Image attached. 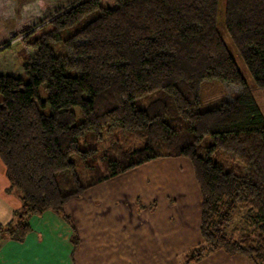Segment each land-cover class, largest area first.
Here are the masks:
<instances>
[{"label": "trees", "instance_id": "trees-1", "mask_svg": "<svg viewBox=\"0 0 264 264\" xmlns=\"http://www.w3.org/2000/svg\"><path fill=\"white\" fill-rule=\"evenodd\" d=\"M38 14L19 33L0 31V160L6 192L20 200L1 239L24 241L31 218L51 211L77 249L66 204L154 161L186 158L202 242L182 264L218 250L264 264V113L219 28L264 94V0H73ZM16 44L15 69L6 61ZM206 80L240 92L203 109Z\"/></svg>", "mask_w": 264, "mask_h": 264}, {"label": "crops", "instance_id": "crops-1", "mask_svg": "<svg viewBox=\"0 0 264 264\" xmlns=\"http://www.w3.org/2000/svg\"><path fill=\"white\" fill-rule=\"evenodd\" d=\"M23 12L18 22L9 28L2 25L4 30L11 34L19 33L22 19H28L25 15L26 9H23ZM3 24L6 25V21H3ZM16 45H20L21 49L23 47L21 44ZM130 172L90 189L84 194L85 197L74 199L65 205L64 208L72 204V211L78 214L77 211L83 207L94 210L95 205L99 204L98 200L103 202V205L95 211L96 215L92 211L95 217H91L88 213L86 218L76 220L75 225L73 224L80 238L77 249L72 243V227L49 211L48 214L52 215L49 217L50 220L43 221L44 224L49 225L38 235H34L35 231L32 230L24 241V245H29L23 247L21 252L15 250L22 245L13 240L0 245V264H13L11 257H16L18 254L20 258L30 259L29 263L19 260V264H182L180 259L202 242L198 233L195 235L192 233L193 221L189 218V212L186 213L187 210L183 207L185 219H176L179 214L175 212L176 207L170 204L169 198V202L164 204H159L157 199L153 201L151 198L149 199L152 200L149 201L151 203H144L142 198L135 195L134 190L131 192L123 185L122 176ZM99 186L101 189L94 192ZM75 202L83 203L78 209L73 210ZM14 210L15 207L0 197L1 224L6 225L12 220ZM200 214L201 210L198 215L199 221L196 219L197 229L200 226ZM34 217L30 220L32 229L31 221L35 219ZM197 232L200 234L199 230ZM42 253L45 257L41 256ZM190 264L252 263L245 257L228 256L222 250H218Z\"/></svg>", "mask_w": 264, "mask_h": 264}, {"label": "rangeland", "instance_id": "rangeland-1", "mask_svg": "<svg viewBox=\"0 0 264 264\" xmlns=\"http://www.w3.org/2000/svg\"><path fill=\"white\" fill-rule=\"evenodd\" d=\"M69 1H73V0H13V1L12 0H0V31H1V28H3L2 25L9 28L12 24H15V22L17 23L18 20L20 19V14L24 13L23 9H26L25 15L28 16V19L23 18L21 23H23L25 20L33 19L35 15L40 13V11L47 10V12H52V8L56 9V7H61L62 5L66 6L67 4H69ZM3 21H6V25L3 24ZM219 28H220L222 37L225 40L230 50L231 55L234 57L235 61L237 62L239 69L241 70L244 78L246 79L248 87L250 88L252 94L254 95L262 112L264 113V94L263 92L256 87L252 76L248 72V69L242 57L238 54L225 27L222 24H220ZM2 38H4L3 35L0 36V41L2 40ZM14 50L16 52L15 53L16 57L14 56V59L11 61H8V62L6 61V64L9 65V63L12 62V66H14L15 69L18 67L21 68L23 59L22 58L20 59L19 58L20 56L17 54L18 51L20 52L21 46L16 45L13 48V52ZM22 50H21V54H22ZM5 55H7V53ZM0 65H1V62H0ZM22 75L23 74H21V76ZM239 92L240 91L238 87L236 86L222 83L218 80H206L201 85V93H200L201 107L203 109L212 108L220 104L223 101H227V100H231L235 98L237 94H239ZM40 97L44 100L47 98V95L43 90L40 91ZM75 111L80 117V110L78 108H75ZM44 112L47 114H50L51 110L49 107H47L44 109ZM122 181L124 182L123 183L124 187H126L127 189L129 188L130 191L134 190V192L136 193L135 195L138 198L139 197L142 198L144 203H151L152 200L154 201L157 199L159 204H164L166 202H169L170 200L171 202L170 204H174L176 207L174 209L175 212L179 214V216H176V219L177 218H183V220L185 219L184 218L185 213L183 210V207H184L187 210V211L185 210L186 213L189 212L190 214L189 218L193 221L192 223L193 232L192 233L194 235L198 233L197 235H199V239L201 240V236L199 232H197L199 228L197 229L196 227L197 226L196 219H198L199 221L198 215H199V211L201 210V196H200V190L194 178L193 167L188 159L179 158V159H163V160L154 161L150 164H147L140 168L135 169L134 171L128 173L124 177L122 176ZM8 186H9V182L4 173V166L0 160V197L3 198L7 203L15 207L16 209L17 207H19V204H20L19 194L18 192H13L11 194H8L6 192V189ZM99 189H101V186L97 187L94 190V192L96 191L98 192ZM149 191L150 193L148 194ZM92 192L93 190H91V193ZM128 196H130L129 192H128ZM150 198L152 200H149ZM161 198L162 200H158ZM125 199L127 198L125 197ZM94 201L95 199H93V202ZM98 201H99L98 202L99 204L95 205L94 210L91 209L90 207L88 210L87 208L83 207L81 210L77 211L78 214H74V212L72 211V204L71 205L69 204L66 208H64V211L67 215L70 216V219L72 223L74 224L76 220L79 221V219L86 218L88 213L91 214V217H95L96 215L95 211L97 210L99 206L103 205V202H101L100 200ZM82 203L75 202V204H73V210L76 208L78 209L79 206L82 205ZM92 211L95 212L94 216L92 214ZM105 211L107 210L105 209ZM48 212L49 211L44 212L40 216H35L34 217L35 219L31 221L33 225L32 230L35 231L33 232L34 235H38V233H41L45 229V227L49 225L48 223L44 224L43 222V221L50 220L49 217H51L52 215L50 213L48 214ZM80 213H83V214L79 215ZM54 216L57 217L58 215L54 214ZM24 241L22 242L14 241L22 245L20 248H17L15 250L16 252H21V249L23 247L26 248L29 245V244H26L27 246L24 245ZM4 243L5 241H3L0 237V245ZM43 255L44 253H42L41 256ZM43 257H45V255ZM11 260L13 264H19V260L24 261V263H29L30 259L20 258V255L18 254L16 257L12 256ZM180 260L183 261V258ZM33 261L34 260H32V262ZM39 264H42V263H39Z\"/></svg>", "mask_w": 264, "mask_h": 264}, {"label": "built area", "instance_id": "built-area-1", "mask_svg": "<svg viewBox=\"0 0 264 264\" xmlns=\"http://www.w3.org/2000/svg\"><path fill=\"white\" fill-rule=\"evenodd\" d=\"M21 39V38H20Z\"/></svg>", "mask_w": 264, "mask_h": 264}]
</instances>
